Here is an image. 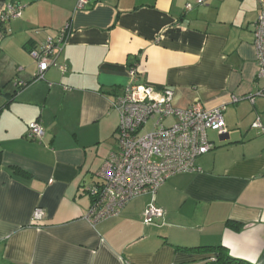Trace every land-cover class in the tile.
<instances>
[{
  "label": "crops",
  "instance_id": "obj_1",
  "mask_svg": "<svg viewBox=\"0 0 264 264\" xmlns=\"http://www.w3.org/2000/svg\"><path fill=\"white\" fill-rule=\"evenodd\" d=\"M76 1L0 0V15L20 7L0 22V263L215 264L222 246L264 264V99L256 95L264 78L251 29L258 1L90 0L82 11ZM65 27L57 60L65 71L50 67L34 80L29 49ZM131 67L136 83L171 88L176 107L224 105L228 134L209 137L215 148L196 158L195 171L92 225L85 189L115 147L111 107ZM32 121L43 128L40 141L25 137ZM152 199L164 214L144 224ZM37 207L44 216L33 222Z\"/></svg>",
  "mask_w": 264,
  "mask_h": 264
},
{
  "label": "built area",
  "instance_id": "obj_2",
  "mask_svg": "<svg viewBox=\"0 0 264 264\" xmlns=\"http://www.w3.org/2000/svg\"><path fill=\"white\" fill-rule=\"evenodd\" d=\"M251 29L254 33L257 75L264 78V0ZM200 4L202 0H197ZM90 0H77L75 10H88ZM190 3L184 7L191 9ZM20 7L8 6L0 15V22L19 16ZM68 27L61 29L56 38L47 36L39 47L29 49L37 62L38 73L34 80L42 79L43 72L54 67L61 72L65 66L57 60L66 42ZM132 81L117 94L112 107L118 115L114 132L115 147L107 154L97 171V179L85 189L90 203L84 219L94 225L118 216L132 199L143 194L154 195L171 176L193 172L196 158L215 148L208 132L216 133L218 141L228 134L224 124V105L207 108L194 101L184 108L173 104V90L155 89L145 83H136L137 68L128 69ZM26 84L17 82L18 87ZM264 99V87L256 93ZM254 97L249 100L253 102ZM232 97V101H237ZM151 122L150 130L144 131ZM260 126L258 120L252 124ZM44 134L38 121L28 123L25 137L40 141ZM32 221L42 220L40 207L33 209ZM164 212L153 199L146 204L142 221L151 224L161 219Z\"/></svg>",
  "mask_w": 264,
  "mask_h": 264
},
{
  "label": "trees",
  "instance_id": "obj_3",
  "mask_svg": "<svg viewBox=\"0 0 264 264\" xmlns=\"http://www.w3.org/2000/svg\"><path fill=\"white\" fill-rule=\"evenodd\" d=\"M190 249H207V250H213L212 247H192ZM223 247L217 246L214 250H217V256H216V263L215 264H249L246 263L240 259H235L230 257L227 253L222 252Z\"/></svg>",
  "mask_w": 264,
  "mask_h": 264
},
{
  "label": "rangeland",
  "instance_id": "obj_4",
  "mask_svg": "<svg viewBox=\"0 0 264 264\" xmlns=\"http://www.w3.org/2000/svg\"><path fill=\"white\" fill-rule=\"evenodd\" d=\"M150 128H151V122H149L148 124H147V126L145 127V130L144 131H147V130H150ZM208 136L210 137V138H212L213 140H216V135H215V133L214 132H212V131H209L208 132ZM217 142V141H216ZM1 264V263H0ZM4 264V263H3Z\"/></svg>",
  "mask_w": 264,
  "mask_h": 264
}]
</instances>
